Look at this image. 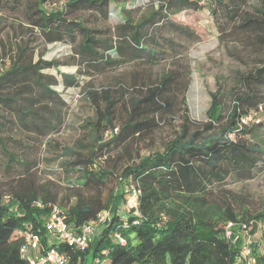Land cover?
I'll list each match as a JSON object with an SVG mask.
<instances>
[{"label":"trees","instance_id":"16d2710c","mask_svg":"<svg viewBox=\"0 0 264 264\" xmlns=\"http://www.w3.org/2000/svg\"><path fill=\"white\" fill-rule=\"evenodd\" d=\"M129 1L64 0L52 8L55 0H0V9L21 13L30 33L44 43L69 44L78 72L93 75L126 64L154 65L168 52L181 54L183 43L177 39L193 41L199 34L177 15L200 11L206 2L221 32L255 53L257 64L239 73L240 89L231 91L228 110L218 90L210 93L206 121L191 119L184 94L179 97L189 83L183 65L154 74L133 69L119 82L131 83V89L122 86L117 95L111 87L87 88L95 107L90 150L83 154L63 147L61 155L76 154L63 164L81 171L69 193L59 195L38 178L39 161L28 157L37 143L23 139L59 130L66 103L56 86L76 85L77 75L59 71L55 59H34L27 44L16 46L0 70V170L5 174L0 177V264H30L20 253L26 232L38 236V254L55 246L67 253L66 264H84L88 255L95 264H244L237 261L239 247L225 234L229 222L235 229L243 224L260 228L264 241V204L239 212L217 193L231 176L249 178L261 153L242 119L254 113L264 124V0H161L138 18L125 9ZM111 11L123 14L120 22L110 23ZM118 104L124 111L119 122ZM179 107L178 129L162 150L140 155L134 148V158L117 168L111 154H129L137 139L149 136L167 113L175 118ZM105 155L102 164L98 160ZM117 194L122 204L132 195L133 206L124 214L113 209ZM5 199L20 210L10 209ZM53 207L75 231L99 213L109 214L95 242L79 250L46 229ZM258 260L264 261V253Z\"/></svg>","mask_w":264,"mask_h":264},{"label":"rangeland","instance_id":"374dc122","mask_svg":"<svg viewBox=\"0 0 264 264\" xmlns=\"http://www.w3.org/2000/svg\"><path fill=\"white\" fill-rule=\"evenodd\" d=\"M161 0H132L124 7L130 11L135 18L145 14L151 7H156ZM256 4L257 0H247ZM64 0H55L49 7H59ZM211 6L206 4L200 11H182L177 15V19L195 27L199 34L197 40L178 38L182 41L183 49L181 54L168 52L154 65L135 66L132 64L121 65L109 68L102 73L93 75L81 74L78 72V65L73 58L71 46L67 43H44L39 37L30 33L26 26L23 15L10 8L0 9V70L9 64V56L18 45L27 44L33 50V58L42 55L46 59H55L60 63L58 70L61 72L75 73L78 83L73 86H65L60 83L56 89L64 99L66 105L63 107V122L59 130L50 133L45 137L35 139L33 135H26L23 141L27 144L37 143V146L28 152V157L36 158L39 161L37 176L43 182H50L59 195L69 193V186L75 185V181L80 175L79 167H69L63 164L64 161L71 160L76 154L61 155L63 147H70L74 151L87 154L90 150L91 120L94 118V104L87 96L86 90L94 87L100 91L101 88L111 87L115 95L118 94L122 86L131 89V83H119L121 79L128 78V73L134 70L149 71L156 73L161 70H170L183 65L189 78L184 92L179 93V97L184 94L187 102L188 114L191 119L206 121L205 111L209 106L210 93L219 91V98L225 110L231 105V91L237 92L240 86L237 83L239 73L249 71L257 64V55L242 47L238 39L229 34H223L219 28L215 17L210 13ZM123 14L119 11L110 12V23L120 22ZM49 72L61 76L55 69H48ZM182 108L176 110L175 118L167 113L164 122L154 129L147 137L137 139L132 144V150L126 154L123 150L119 154H111L112 160L117 168L128 164L131 157L134 158L133 149L137 148L140 155L150 154L155 150H162L163 144L172 138L178 129L180 122L179 115ZM118 122L124 115L120 104L116 106ZM172 114V115H174ZM262 117L258 114H251L246 120L251 134L248 137L250 142H255L261 149L259 161L251 171L249 178H238L231 176L217 189L218 195L228 200L233 207L241 212L242 209L255 211L264 204V124H261ZM118 125V124H117ZM17 135V134H16ZM18 136V135H17ZM232 136V134L230 135ZM37 140V142H35ZM78 143V145H76ZM17 149V148H16ZM15 150V149H14ZM19 150V149H18ZM109 156L99 157V162L107 163ZM0 177L4 178L3 170H0ZM129 185V184H127ZM121 185L117 186V193ZM132 195L127 196L126 204L120 202V195L115 197L114 210L124 214L125 209L133 206ZM6 205L12 210H20L17 203L5 199ZM102 224L93 226L89 235V242L93 244L102 229ZM233 229L232 241L239 247L242 243V232L245 230L241 225H235ZM255 226L249 234V241L256 244L254 248L253 264H264L258 258L264 253V241L260 238L259 232H254ZM241 231V232H240ZM84 264H93L91 255L86 256Z\"/></svg>","mask_w":264,"mask_h":264},{"label":"built area","instance_id":"2783aa9c","mask_svg":"<svg viewBox=\"0 0 264 264\" xmlns=\"http://www.w3.org/2000/svg\"><path fill=\"white\" fill-rule=\"evenodd\" d=\"M251 117V114L245 116L242 121L246 122ZM108 212L103 211L98 214L97 218L89 223L83 225L80 230L75 231L71 224L67 222L65 215L57 208L53 207L49 216L46 219L45 226L48 232L61 243H65L79 250H84L89 245V235L92 232L93 226L97 223L102 225L108 218ZM242 243L239 246L238 262H244V264H253L254 250L253 243L249 241L248 237L252 229H248L244 224L241 225ZM234 224L229 222L225 229V234L232 240ZM257 231L261 234V229L257 228ZM241 232V231H240ZM115 236L123 243L117 234ZM233 242V241H232ZM40 247L38 236L31 232H26L24 243L20 248V253L25 256L30 264H66L68 261V255L65 251L59 250L55 246H50L42 253H37ZM96 261H93L95 264Z\"/></svg>","mask_w":264,"mask_h":264}]
</instances>
